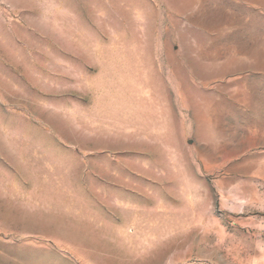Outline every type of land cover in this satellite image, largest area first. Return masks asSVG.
<instances>
[{"label":"rangeland","instance_id":"obj_1","mask_svg":"<svg viewBox=\"0 0 264 264\" xmlns=\"http://www.w3.org/2000/svg\"><path fill=\"white\" fill-rule=\"evenodd\" d=\"M0 264H264V0H0Z\"/></svg>","mask_w":264,"mask_h":264}]
</instances>
